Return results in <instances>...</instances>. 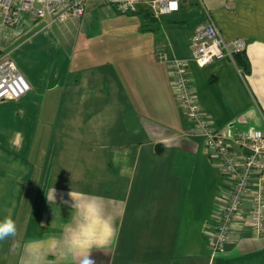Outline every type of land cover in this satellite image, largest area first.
<instances>
[{
	"label": "crops",
	"instance_id": "obj_1",
	"mask_svg": "<svg viewBox=\"0 0 264 264\" xmlns=\"http://www.w3.org/2000/svg\"><path fill=\"white\" fill-rule=\"evenodd\" d=\"M225 1L191 0L152 21L139 7L142 33L112 55L108 41H80L77 51L82 19L101 7L95 3L82 19L34 20L0 42V55L9 53L30 85L0 101V220L10 215L17 226L0 241V264H25L36 245L42 264H264V232L254 237L247 228L210 256L223 177L204 141L188 135L158 58L164 52L186 63L214 129L228 136L264 129V0H232L230 9ZM207 14L225 39L244 40L247 68L191 59L189 39ZM70 192L101 199L116 238L62 260L58 242L76 216Z\"/></svg>",
	"mask_w": 264,
	"mask_h": 264
},
{
	"label": "built area",
	"instance_id": "obj_2",
	"mask_svg": "<svg viewBox=\"0 0 264 264\" xmlns=\"http://www.w3.org/2000/svg\"><path fill=\"white\" fill-rule=\"evenodd\" d=\"M191 0H0V42L9 41L23 31V25L47 18L49 24L69 17L86 14L89 3L109 6L118 14H132L144 7L158 18L179 9ZM175 4V7L172 5ZM232 7V0L224 3ZM246 44L242 38L225 39L211 16L198 24L189 39L191 59L199 66L214 60L228 59L242 53ZM158 58L168 66L171 86L178 107L189 123L188 135L201 138L209 158L219 166L223 179L212 212L213 235L210 256L223 254L230 235L239 228H247L252 236L264 232V129L246 127L226 135L214 129L198 104L194 87L186 67L179 59L166 53ZM242 72V70H240ZM30 90L9 53L0 55V101L14 100Z\"/></svg>",
	"mask_w": 264,
	"mask_h": 264
},
{
	"label": "clouds",
	"instance_id": "obj_3",
	"mask_svg": "<svg viewBox=\"0 0 264 264\" xmlns=\"http://www.w3.org/2000/svg\"><path fill=\"white\" fill-rule=\"evenodd\" d=\"M69 196L76 216L74 225L66 230L63 240L58 242L61 248L59 257L62 260L86 254L93 248L109 246L116 238L112 218L106 214L101 199L75 192H70ZM16 231V223L10 215L0 220V241L15 235ZM44 255L43 245L32 246L28 249L25 264H42ZM81 264H91V261L84 259Z\"/></svg>",
	"mask_w": 264,
	"mask_h": 264
},
{
	"label": "rangeland",
	"instance_id": "obj_4",
	"mask_svg": "<svg viewBox=\"0 0 264 264\" xmlns=\"http://www.w3.org/2000/svg\"><path fill=\"white\" fill-rule=\"evenodd\" d=\"M82 18L83 16L80 17ZM144 23L141 15L137 13L118 14L109 6L97 7L87 12L85 19H82V26L77 35L79 41L77 51L83 50L80 41L98 40L109 42L108 55L116 54V51L121 49L120 42L135 39L137 34L142 33L139 29ZM219 170L223 177L221 169Z\"/></svg>",
	"mask_w": 264,
	"mask_h": 264
},
{
	"label": "trees",
	"instance_id": "obj_5",
	"mask_svg": "<svg viewBox=\"0 0 264 264\" xmlns=\"http://www.w3.org/2000/svg\"><path fill=\"white\" fill-rule=\"evenodd\" d=\"M145 17L148 21H152L153 20V16L150 15L149 13H146L145 14ZM235 60H236V63L241 67V69H245L247 68V64H246V61H245V58L244 56L242 55V53H238L236 54L235 56Z\"/></svg>",
	"mask_w": 264,
	"mask_h": 264
},
{
	"label": "snow or ice",
	"instance_id": "obj_6",
	"mask_svg": "<svg viewBox=\"0 0 264 264\" xmlns=\"http://www.w3.org/2000/svg\"><path fill=\"white\" fill-rule=\"evenodd\" d=\"M175 6H176L175 4L172 5V7H175ZM0 95H2V93H0Z\"/></svg>",
	"mask_w": 264,
	"mask_h": 264
}]
</instances>
